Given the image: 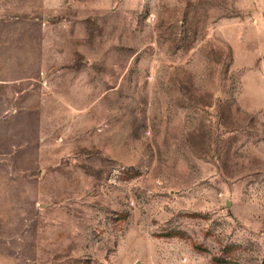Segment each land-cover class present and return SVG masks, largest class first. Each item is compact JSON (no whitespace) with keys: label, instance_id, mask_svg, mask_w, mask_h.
<instances>
[{"label":"rangeland","instance_id":"rangeland-1","mask_svg":"<svg viewBox=\"0 0 264 264\" xmlns=\"http://www.w3.org/2000/svg\"><path fill=\"white\" fill-rule=\"evenodd\" d=\"M0 13L50 38L39 136L0 129V264H264V0Z\"/></svg>","mask_w":264,"mask_h":264},{"label":"crops","instance_id":"crops-1","mask_svg":"<svg viewBox=\"0 0 264 264\" xmlns=\"http://www.w3.org/2000/svg\"><path fill=\"white\" fill-rule=\"evenodd\" d=\"M30 23L36 24V31L30 32L29 27L23 26ZM49 39V35L42 31L39 17L0 13V129L16 130L18 122L23 126L25 120H36L39 136L43 95L41 80L46 78L50 68L45 52ZM56 56L51 67L57 74L63 70L61 66H65V62L57 60ZM56 102L59 103L58 98ZM10 143L11 148L0 150V161L9 159L24 142ZM37 148L39 151V143Z\"/></svg>","mask_w":264,"mask_h":264}]
</instances>
